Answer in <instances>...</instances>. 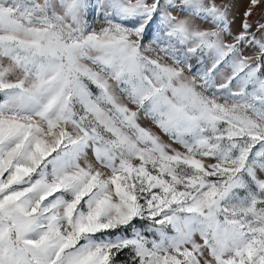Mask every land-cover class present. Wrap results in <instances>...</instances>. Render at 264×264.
Instances as JSON below:
<instances>
[{
  "label": "snow or ice",
  "instance_id": "snow-or-ice-1",
  "mask_svg": "<svg viewBox=\"0 0 264 264\" xmlns=\"http://www.w3.org/2000/svg\"><path fill=\"white\" fill-rule=\"evenodd\" d=\"M0 264H264V0H0Z\"/></svg>",
  "mask_w": 264,
  "mask_h": 264
},
{
  "label": "rangeland",
  "instance_id": "rangeland-1",
  "mask_svg": "<svg viewBox=\"0 0 264 264\" xmlns=\"http://www.w3.org/2000/svg\"><path fill=\"white\" fill-rule=\"evenodd\" d=\"M164 139L167 141V139H168V138H167V137H164ZM197 239L199 240V238H198V237H197Z\"/></svg>",
  "mask_w": 264,
  "mask_h": 264
}]
</instances>
